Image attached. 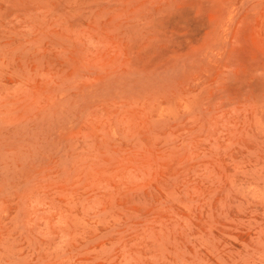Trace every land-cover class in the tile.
I'll return each mask as SVG.
<instances>
[{
    "label": "rangeland",
    "instance_id": "374dc122",
    "mask_svg": "<svg viewBox=\"0 0 264 264\" xmlns=\"http://www.w3.org/2000/svg\"><path fill=\"white\" fill-rule=\"evenodd\" d=\"M0 264H264V0H0Z\"/></svg>",
    "mask_w": 264,
    "mask_h": 264
}]
</instances>
